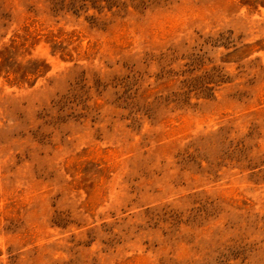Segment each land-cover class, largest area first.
Segmentation results:
<instances>
[{
    "label": "rangeland",
    "instance_id": "obj_1",
    "mask_svg": "<svg viewBox=\"0 0 264 264\" xmlns=\"http://www.w3.org/2000/svg\"><path fill=\"white\" fill-rule=\"evenodd\" d=\"M0 264H264V0H0Z\"/></svg>",
    "mask_w": 264,
    "mask_h": 264
}]
</instances>
